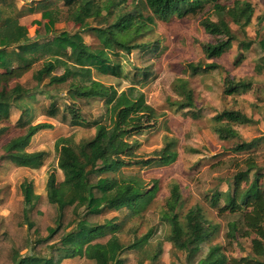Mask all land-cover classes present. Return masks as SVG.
<instances>
[{
    "label": "trees",
    "instance_id": "1",
    "mask_svg": "<svg viewBox=\"0 0 264 264\" xmlns=\"http://www.w3.org/2000/svg\"><path fill=\"white\" fill-rule=\"evenodd\" d=\"M62 1L68 19L83 27L82 30L95 33L98 40L96 47L84 42L80 30L53 33L51 38L39 42L37 38L48 36L51 24L58 20V10L55 8L43 11L42 17L47 20L41 23L31 38L27 28L19 22L23 10L17 8V15L8 17L0 7V135L7 130L2 123L8 121L12 108L19 109L21 115L31 118L38 94L49 99L43 107L46 116L59 117L65 121L69 109L72 112L69 119L73 123H84L74 105L57 104L51 90L44 88L46 84L67 83L66 95L72 101L78 97L103 100L108 119L106 122L94 120L95 132L88 140L74 142L71 136H59L55 140L54 147L58 152L56 167L61 171L62 178L58 181L52 171L45 182V200L57 210L55 224L47 227L48 234L38 238L27 254L21 255L13 250L10 263L59 264L63 258L82 256L93 260L94 264H124L121 254L131 244H123L118 239L116 231L120 224L113 219L98 223L90 217L122 207L131 213L144 208L157 191L156 180H153L151 187H145L142 179L126 174L122 169L134 165H168L175 160L176 152L167 144L156 151V156L140 158L136 153L138 141L135 134L154 126L160 113L145 100L140 88L129 85L117 90L111 84L92 78L91 71L121 77L124 70L120 55H129L135 49L145 52L158 49L157 42L139 40L155 23V18L165 20L174 15L196 16L208 7L220 8L224 4L220 0H133L132 9L121 11L126 0ZM0 3L6 4L5 0H0ZM115 7L119 8L116 13L113 12ZM32 9L29 8V11ZM231 13L234 21L243 20L241 25L244 27L250 22L252 7L245 2L231 10ZM88 19L94 20L96 25L89 26ZM204 27L209 33L221 36L214 43L203 44L202 48L208 58L219 57L230 49L234 36L225 22L204 21ZM259 43L264 51V42ZM243 46L249 47L250 42L243 43ZM54 57L64 60L60 73H54L58 66ZM240 60L239 56L233 64L237 65ZM187 65L192 72L200 67L192 63ZM217 66L209 62L204 68ZM255 66L261 70L264 55ZM28 72L29 78L21 82L20 79ZM134 75L144 77L146 72L136 68ZM45 79L47 82H44ZM243 87H248L244 81L227 79L224 93L231 94ZM173 89L181 96L176 102L179 107L193 105V93L186 79L176 78ZM212 121L213 130L221 139L239 135L233 124L252 122L238 109H223L213 116ZM50 127L51 124L47 122L28 124L23 133L10 137L2 145L1 158L18 166L40 167L44 152L26 151L25 147L35 132ZM260 144H264V136L240 141L233 146V150L249 152ZM244 165V169L235 171L227 180L226 190H213L204 195L209 207L217 215L237 216L227 222L224 238L228 243L239 237L249 238L250 251L244 255L227 254L224 245L211 243L204 256L194 261L192 257L199 249V244L209 240L219 230V224L208 220L198 204L190 207L180 219L176 211L182 203L180 188L177 183L171 184L164 212L170 226L167 240L174 249L185 251L186 264H264V170L252 157H247ZM21 189L24 204L22 222L28 229H32L34 222L30 219V213L39 195L32 191L30 183L22 184ZM32 199L35 200L33 203ZM68 208H71L72 214L68 220H64ZM69 226L72 227L64 230ZM59 231L60 238L49 244L50 255H45L38 246L50 241ZM107 235L109 237L102 242ZM103 244L110 247L108 257L101 249Z\"/></svg>",
    "mask_w": 264,
    "mask_h": 264
},
{
    "label": "rangeland",
    "instance_id": "2",
    "mask_svg": "<svg viewBox=\"0 0 264 264\" xmlns=\"http://www.w3.org/2000/svg\"><path fill=\"white\" fill-rule=\"evenodd\" d=\"M131 1L133 0H126L121 11L132 9ZM220 2L224 4L220 5V8L208 7L196 16L174 15L165 20L155 18V23L139 40L157 42L158 49L147 52L135 49L129 55H120L119 59L124 70V75L121 77L101 74L96 70L91 71L92 78L111 84L117 90L129 85L140 88L145 100L160 113L154 126L135 134L138 141L136 153L140 158L156 156V151L167 144L176 152L175 160L168 165H134L122 169L124 173L142 179L145 187H151L153 180H156L157 191L144 208L137 213H131L122 207L90 217L98 223L113 219L120 224L119 230L116 231L118 239L123 244H131L121 254L124 264H186L185 251L174 249L167 240L170 226L164 212L165 201L172 183H177L181 192L182 203L176 209L180 219L190 207L198 204L208 220L219 224V230L209 240L199 244V249L192 257L194 261L204 256L211 243L224 245L225 252L234 256L244 255L250 251L249 238L239 237L231 243L224 238L227 222L236 219L237 216L217 215L216 211L209 207L204 195L213 190H226L227 180L235 171L245 168L244 161L247 157H252L264 170V144L249 152L233 150V146L240 141L264 136V66L261 70L255 66L259 63V58L264 55L259 43L264 42V0H220ZM245 2L252 7V16L250 22L242 27L243 20L234 21L231 10ZM5 3H0V7L8 17H15L17 8L23 10L19 22L27 28L31 38L34 37L35 30L41 26V23L47 20L42 17L43 11L54 8L58 10V20L51 24V32L46 37H38L39 42L51 38L53 33L60 31L72 33L80 30L86 44L91 47L98 45L94 32L82 30L83 27L66 17L62 0H5ZM31 7L33 9L29 11ZM118 10L117 7L113 8L115 13ZM87 21L89 26L96 25L92 19ZM204 21L214 23L223 21L234 36L230 49L219 57L208 58L202 48L204 43H214L221 37L209 33L204 27ZM245 42H250V46L245 48L243 46ZM239 56L241 60L234 65V60ZM54 62L58 65L54 73L62 72L63 58L54 57ZM209 62H214L218 66L205 69L204 66ZM188 63L198 64L200 67L192 72ZM136 68L145 71L146 75L135 76ZM29 76L30 72L20 81H24ZM179 77L186 79L188 87L192 90V106L181 108L176 103L181 96L176 94L173 85ZM227 79L244 81L248 87L225 94ZM44 82H47V79ZM67 86V83L46 84L44 88L51 90L59 106L74 105L84 123H73L69 119L72 115L69 109L66 111L65 121H61L59 117L46 116L43 107L48 104L49 99L42 94L36 95L37 99L33 106L36 108L32 109L34 114L30 119L29 116L21 115L19 109L12 108L8 121L2 123L6 125L7 130L0 135V155L3 153L2 145L10 137L23 133L28 124L47 122L51 127L35 132L25 147L26 151L44 152L40 167L18 166L0 156V264H11L10 256L13 250L21 255L27 254L38 238H44L48 234L47 227H53L55 224L56 207L45 200L47 175L53 171L58 181L62 178L61 171L56 167L58 152L54 147L55 140L59 136H71L74 142L88 140L95 132L94 120L106 122L108 119L103 100L78 97L72 101L66 95ZM223 109H238L252 122L233 124L239 135L221 139L213 130L212 118ZM26 183H30L32 191L39 195L38 200H31V203L37 202L30 213V219L34 222L32 229H28L22 222L24 204L21 185ZM71 214V208H68L64 220H68ZM71 227H66L64 230H69ZM60 232L47 243L43 242L39 245L38 249L49 256V244L58 241ZM108 237L109 235L105 236L102 242ZM101 249L108 257L110 247L103 244ZM59 264H94V262L76 256L63 258Z\"/></svg>",
    "mask_w": 264,
    "mask_h": 264
}]
</instances>
